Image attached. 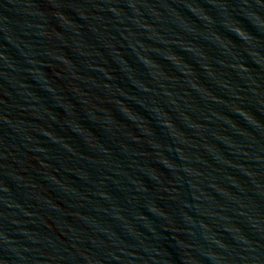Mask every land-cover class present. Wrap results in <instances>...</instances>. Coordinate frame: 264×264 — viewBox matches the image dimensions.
Listing matches in <instances>:
<instances>
[{
  "label": "water",
  "instance_id": "1",
  "mask_svg": "<svg viewBox=\"0 0 264 264\" xmlns=\"http://www.w3.org/2000/svg\"><path fill=\"white\" fill-rule=\"evenodd\" d=\"M0 264H264V0H0Z\"/></svg>",
  "mask_w": 264,
  "mask_h": 264
}]
</instances>
